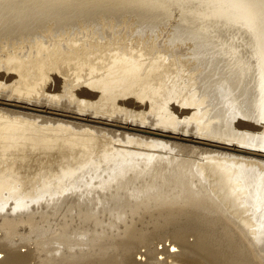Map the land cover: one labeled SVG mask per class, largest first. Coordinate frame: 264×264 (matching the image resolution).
I'll return each instance as SVG.
<instances>
[{
	"label": "bare ground",
	"instance_id": "1",
	"mask_svg": "<svg viewBox=\"0 0 264 264\" xmlns=\"http://www.w3.org/2000/svg\"><path fill=\"white\" fill-rule=\"evenodd\" d=\"M0 264H264V0H0Z\"/></svg>",
	"mask_w": 264,
	"mask_h": 264
},
{
	"label": "rangeland",
	"instance_id": "2",
	"mask_svg": "<svg viewBox=\"0 0 264 264\" xmlns=\"http://www.w3.org/2000/svg\"><path fill=\"white\" fill-rule=\"evenodd\" d=\"M36 111H41V112H42L43 110H42L41 108H38V110L36 109ZM50 111H53V110L51 109ZM50 111L47 112V113H51V114H53V112H55V111H53V112H50ZM60 111H61V110H60ZM60 111L58 110V112H60ZM43 112H44V111H43Z\"/></svg>",
	"mask_w": 264,
	"mask_h": 264
}]
</instances>
